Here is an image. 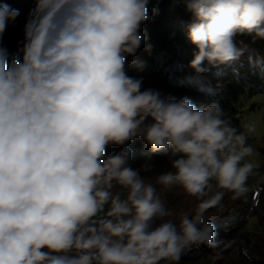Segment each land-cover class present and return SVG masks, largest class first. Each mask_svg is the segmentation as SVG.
<instances>
[{
    "label": "clouds",
    "instance_id": "9594fccd",
    "mask_svg": "<svg viewBox=\"0 0 264 264\" xmlns=\"http://www.w3.org/2000/svg\"><path fill=\"white\" fill-rule=\"evenodd\" d=\"M32 2L15 53L3 37L20 10L0 3V264H180L216 246L206 213L250 191L254 126L129 74L152 51L141 31L159 14L152 0ZM183 4L197 74L238 60V36L264 40V0ZM138 138L150 155L133 167ZM157 186L181 188L194 210L172 219Z\"/></svg>",
    "mask_w": 264,
    "mask_h": 264
},
{
    "label": "trees",
    "instance_id": "16d2710c",
    "mask_svg": "<svg viewBox=\"0 0 264 264\" xmlns=\"http://www.w3.org/2000/svg\"><path fill=\"white\" fill-rule=\"evenodd\" d=\"M3 2L20 10L15 25L9 24L3 37L4 46L15 53L18 43L23 40L25 18L33 7V2L32 0H0V3ZM152 3L159 9V14L141 28L148 37L146 43L152 46V51L149 54L142 46L135 59L143 62L144 68L142 71L130 68L129 74L142 77L145 89H157L164 95L177 98L187 96L197 107L218 102L234 117L233 124L240 128L243 115L238 101L241 96L264 93V40H253V37L248 35L238 36V42L243 41L242 46H246L244 54L238 60L212 67L206 73L197 74L188 67L195 52L187 35L193 19L185 10L183 0H152ZM128 146L132 149V166L141 164L150 155L147 145L139 138L130 142ZM109 151H119V147L112 146ZM156 163L168 164L164 157L156 158ZM256 171L258 172L259 168ZM256 181V176L249 180L250 191L245 197L231 199V202L242 208L243 211L241 209L239 211L240 216L249 215V218L237 217L236 213L228 217L216 218L211 223L216 226L217 245L193 246L183 255L180 264H202L203 260L208 262L209 250H217L219 254L229 243L240 248V251L242 249L241 253L248 254L243 246H251L254 240L261 239L264 234V185L256 196L253 190L257 185ZM158 191L163 196L159 186ZM171 218L176 219L174 212ZM230 240H236L237 243L234 242L237 245ZM258 259L256 264H264V257Z\"/></svg>",
    "mask_w": 264,
    "mask_h": 264
},
{
    "label": "rangeland",
    "instance_id": "374dc122",
    "mask_svg": "<svg viewBox=\"0 0 264 264\" xmlns=\"http://www.w3.org/2000/svg\"><path fill=\"white\" fill-rule=\"evenodd\" d=\"M239 107L242 109V121L239 125L241 131H246L244 125L251 124L254 126V131L248 133V144L253 148V154L248 159L253 160L257 165V185L254 187L255 195L257 196L261 187L264 185V93L255 94L253 96H241L238 101ZM133 166V167H139ZM157 171H165L169 165L157 164ZM151 175V174H149ZM158 187V186H157ZM160 187V186H159ZM163 193L162 199L165 201L167 207H170L172 212L177 217L183 213H191L196 206V199L188 196L181 188L174 187L172 189L161 190ZM260 206V204H258ZM242 208L236 203L231 202V197L225 196L220 207H210L206 213V219L213 222L218 217H228L236 213L237 217L249 218V215H241ZM243 211V210H242ZM181 212V214H180ZM180 214V215H179ZM264 223V221H263ZM236 230V228L234 229ZM231 243L236 244V240H230ZM236 241V243L234 242ZM237 245V244H236ZM248 254L241 253L236 246L227 244L224 250L218 254L217 250H209L207 252L210 261H204L202 264H256L264 257V234L261 239L254 240L251 246H243ZM250 251V252H249ZM241 253V254H240Z\"/></svg>",
    "mask_w": 264,
    "mask_h": 264
}]
</instances>
